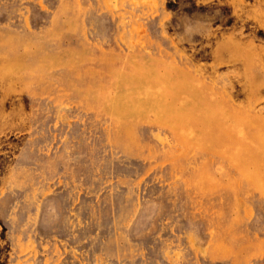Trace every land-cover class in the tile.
<instances>
[{
  "label": "rangeland",
  "instance_id": "374dc122",
  "mask_svg": "<svg viewBox=\"0 0 264 264\" xmlns=\"http://www.w3.org/2000/svg\"><path fill=\"white\" fill-rule=\"evenodd\" d=\"M0 264H264V0H0Z\"/></svg>",
  "mask_w": 264,
  "mask_h": 264
},
{
  "label": "bare ground",
  "instance_id": "6f19581e",
  "mask_svg": "<svg viewBox=\"0 0 264 264\" xmlns=\"http://www.w3.org/2000/svg\"><path fill=\"white\" fill-rule=\"evenodd\" d=\"M127 58V57H126ZM107 85V84H106ZM109 90V89H108ZM148 103V102H147ZM157 107H159V105L157 106ZM117 110V109H116ZM120 110V109H119ZM121 112V111H120ZM125 113V112H124ZM125 115V114H124ZM142 149V148H141ZM166 170V169H165ZM226 203V202H225ZM230 216V215H229ZM230 237V236H229Z\"/></svg>",
  "mask_w": 264,
  "mask_h": 264
}]
</instances>
